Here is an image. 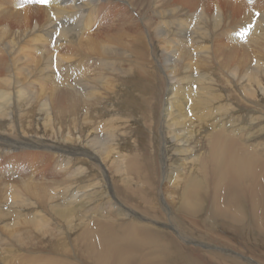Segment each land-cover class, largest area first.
Masks as SVG:
<instances>
[{
	"label": "bare ground",
	"instance_id": "obj_1",
	"mask_svg": "<svg viewBox=\"0 0 264 264\" xmlns=\"http://www.w3.org/2000/svg\"><path fill=\"white\" fill-rule=\"evenodd\" d=\"M101 1L0 0V154L25 144L40 111L71 125L67 141H39L59 153L43 156L42 175L61 193L49 180L5 182L36 174L40 158L3 162L0 204L30 207L0 214L19 244L0 264H201L174 239L210 236L227 250L203 264H252L249 248L264 264L246 247L249 231L264 242V0H127L143 31L117 16L125 0ZM94 184L104 206L89 190L77 199ZM159 197L163 215L143 210ZM46 227L66 232L24 245ZM238 238L244 261L223 254Z\"/></svg>",
	"mask_w": 264,
	"mask_h": 264
},
{
	"label": "rangeland",
	"instance_id": "obj_2",
	"mask_svg": "<svg viewBox=\"0 0 264 264\" xmlns=\"http://www.w3.org/2000/svg\"><path fill=\"white\" fill-rule=\"evenodd\" d=\"M134 2H135V0H133ZM220 1V0H219ZM103 2V3H102ZM125 3H127L126 5H124L123 4V2H121V4L119 3V2H108L107 3V1H101V4H103V6L105 7V9H107V6H108V4H118L119 3V5L118 6H120L121 7V9H120V7H117L115 10H118L117 12H119L118 14H117V16H119V18L122 20V21H126V19H127V22L128 23H126L127 25H131L133 22H135L136 20H139V18L138 19H135V20H133V21H129L128 20V18L129 17H131L132 18V16H133V19L134 18H137L136 17V14H137V7L135 8L133 5H131L127 0H125L124 1ZM107 5V6H106ZM122 6H123V8H122ZM125 6V7H124ZM130 7V8H129ZM143 7H145V6H143ZM124 9V10H123ZM131 9V10H130ZM147 9V8H146ZM146 9H140V11H138V13H143V11H145ZM123 10V11H122ZM126 11V12H125ZM148 11H150V10H148ZM147 11V12H148ZM120 12H121V14H120ZM146 12V11H145ZM125 15V16H124ZM139 15V14H138ZM140 16V15H139ZM126 18V19H125ZM125 19V20H124ZM142 22H143V20H139V26H140V28H141V30L143 31V24H142ZM253 20H251V21H249V30H250V28H252L256 23L255 22H253ZM131 23V24H130ZM144 23V22H143ZM252 23V24H251ZM33 26V27H32ZM32 26H31V29L33 28L34 29V23L32 24ZM31 29H28V31H32ZM252 64H254L253 66H255V63H251V65L250 66H252ZM167 96L168 97H171V95H168L167 94ZM239 104H240V106L241 107H245L246 105H245V102H239ZM12 109H14L15 111H16V109L15 108H11V110ZM10 110V111H11ZM56 112H52V111H50V110H45V111H40V113H39V115L37 116V117H34L33 119H31V120H27L28 121V136L30 137V136H33V137H35V139L34 140H32L31 138H29L28 137V139L26 140V142L28 143L30 140V142L28 143L29 144V146L27 145V143L25 142V144H23V146L21 147V144H11V145H7V146H5V147H3V151H2V153L0 154V169L3 167V162H5V161H13V164H16V165H21V164H23V163H27L28 164V162H29V160L32 158V157H38V158H40L39 160H38V170H37V172L38 171H40L41 173H37L36 172V174H28V175H23V176H18L19 174L18 173H12L11 174V176H10V174L8 175V176H5V178H4V180H5V182L6 183H10V181H11V179H14L15 181H20V180H25V179H27V178H32V180H34V181H36V182H45V180H49V181H51V183L53 184V185H55L56 187H57V191L59 192V193H61V189H60V187L52 180V178H50V177H43V175H42V172H43V170H44V168H45V166H46V163L43 161V158L44 157H46L47 155H59V153L56 151H52L51 149H43V148H41V145H40V143H39V141L40 140H51V139H58V140H60V141H67V139L71 136L70 135V129H71V125H68V118H66V117H60V119L56 116V114H55ZM250 115H251V117H250ZM250 118H252V112H250L249 113V121H250ZM262 121L261 120H259L258 122H252V123H254V124H257V123H261ZM263 127H262V129H261V131H263ZM56 130V131H55ZM61 131V132H60ZM30 132H33L34 134L32 135ZM56 133V134H55ZM33 145H32V144ZM25 145V146H24ZM36 145V146H35ZM144 146L143 147H146V146H148L149 144H148V142L147 141H145V143L143 144ZM146 145V146H145ZM9 146H11V147H9ZM26 146H28L27 148H26ZM30 146L33 148H30ZM17 147V148H16ZM40 147V148H39ZM98 147V146H97ZM34 148H36V149H34ZM9 149V150H8ZM36 152V153H35ZM10 153V154H9ZM14 154V155H13ZM35 154V155H34ZM39 154H41V155H39ZM8 156V157H7ZM30 156V158H28ZM40 156V157H39ZM44 156V157H43ZM8 158V159H7ZM100 158V157H99ZM17 159V160H16ZM42 159V160H41ZM25 160V161H24ZM20 162V163H19ZM2 164V165H1ZM48 166H49V168L50 169H53V167H54V165L52 164V163H49L48 164ZM155 169L157 170V168H156V166H155ZM173 170L171 169V172H172ZM14 174V175H13ZM16 174V175H15ZM18 174V175H17ZM31 175V176H30ZM13 176H14V178H13ZM16 178V179H15ZM37 178V179H36ZM39 180V181H38ZM92 181V180H91ZM162 181V180H161ZM167 181V180H166ZM16 183V182H15ZM164 183H165V181H164ZM163 183V184H164ZM93 185H91L90 187H92ZM88 188L87 189V187L86 188H82V189H80L79 191H78V193H77V199H81V197L83 196V194L84 193H86L87 191H85V190H89L88 192H90L91 193V195H93V196H91V197H93V199H98V198H100L99 199V203L100 204H102L103 206H104V200H102L101 199V197H98V196H100V193H99V191L97 190V186L94 184V186L92 187V188ZM161 188H162V185H161ZM94 190V191H93ZM82 193H81V192ZM95 192V193H94ZM80 195V197H78ZM95 196V197H94ZM163 198V200L165 201V203H166V205H170L171 204V206H173L174 205V203H172L171 202V199L172 198H169L168 196H165V197H162ZM162 198H158V202H155V204L154 205H146L145 206V208L143 209V210H146V211H150V212H152V213H154V214H157V215H163L162 214V212H161V210H162V208H161V206H160V204H159V201H161L162 200ZM84 199V198H83ZM103 201V202H102ZM135 202H132V204H134ZM3 205H5L4 203H1L0 204V206L2 207V210H0V214L1 215H6V214H8V213H13L12 215L13 216H16V213H18V212H21L22 210H21V208L23 209L24 207H30V206H26V205H16V206H11V204H6L5 206H3ZM88 206V205H87ZM21 207V208H20ZM4 208V209H3ZM16 209V210H15ZM26 210H27V208H26ZM26 210H24V211H26ZM32 209L30 208V211H31ZM112 210H113V208L112 207H110L109 206V210H108V213H112ZM8 211V212H7ZM12 211V212H11ZM29 211V210H28ZM175 224H174V228H175ZM48 227H52V225H49ZM48 227H46V229H42V230H39V231H36V233H37V236L36 237H34L35 236V233L33 234V236H29V235H27V234H23L24 236H25V242H24V245H26V246H31V245H36L37 243H42L43 244V246H47L48 244H50V243H52L55 239H57L58 238V236L60 235V233H64V232H66V231H64V230H66V229H63L62 230V228L61 229H50V228H48ZM188 227V226H187ZM2 228V229H1ZM11 228H14V227H11V226H8V225H4V224H0V250L2 251V252H4V250H7V248L8 249H10V248H15V249H18L17 247H19V244L18 243H15L14 241H11V240H7L6 239V235L5 234H7L6 232H4V231H6V230H8V229H11ZM201 227H199V228H197L196 229V231L198 232V233H204L205 234V229H203V228H201ZM216 228L217 229H219L218 228V226L216 225ZM177 229V231H179L180 229L177 227L176 228ZM48 230V231H47ZM57 230V231H56ZM200 230V231H199ZM50 231H52V232H50ZM192 231V230H191ZM46 232V233H45ZM54 232V233H53ZM179 232H181V230L179 231ZM2 233V234H1ZM5 233V234H4ZM251 233V234H250ZM53 234V235H52ZM58 234V235H57ZM249 238L247 239V243H246V247L248 248V247H252V248H255L256 250H261V251H263L264 250V242H263V240H262V237H260V236H258L257 234H255V233H253V232H250L249 231ZM44 236V237H43ZM48 236H49V238H48ZM63 236V235H62ZM256 236V237H255ZM223 237L224 238H222L221 239V242L222 243H225V244H230V245H232V246H234L233 244H231V243H229L228 241H227V239L225 238V236L223 235ZM54 238V239H53ZM206 238V240L204 241H202V239L200 240H198V242L197 241H191V240H185V241H183V240H176V239H174L175 240V242L180 246V247H182L183 249H184V251H186L189 255H190V257H191V259L192 260H194L195 262H197V263H201V264H203V262H204V259H209L210 258V256H209V252H211L212 250H215V251H220V250H227V249H223L222 247H220L219 245H217V246H215V244H213V242L214 243H216V237L215 236H210V237H205ZM261 238V239H260ZM245 240H246V238H243L241 241L239 240V238H238V246H235V248H233V250H232V252H231V254H229V253H226L227 251H224L223 252V254H228V258H234V257H236V258H238V259H240L241 261H244V256L243 255H245L244 254V252H242V244L243 243H245ZM252 240H254L253 242H252ZM10 241V242H9ZM209 241H212V242H209ZM239 241H240V243H239ZM251 241V242H250ZM197 242V243H196ZM202 242V243H201ZM242 242V243H241ZM9 243H10V245H9ZM249 243V244H248ZM260 243V244H259ZM192 244H194V245H192ZM197 244V245H196ZM213 244V245H212ZM17 246V247H15V246ZM200 247H199V246ZM187 246H189V248L187 247ZM192 246H194V247H192ZM203 246V247H202ZM6 247V248H5ZM198 247V248H197ZM237 247V248H236ZM199 248H201V249H199ZM203 248V249H202ZM205 249V250H204ZM219 249V250H218ZM202 250V251H201ZM210 250V251H209ZM0 251V254L2 253ZM244 251V250H243ZM253 250H251L250 248H249V253L251 254H249L248 255V261H251L252 262V264H262L261 262H259L258 260H255L256 258L254 257V255H253V252H252ZM21 253H22V251H20ZM195 252V253H194ZM201 252V253H200ZM206 252V253H205ZM235 252H236V254H235ZM203 253H205V255H203ZM240 254V255H239ZM199 255H200V257H199ZM203 255V256H202ZM233 255V256H232ZM235 255V256H234ZM253 255V256H252ZM246 256V255H245ZM249 256H251V258L249 257ZM200 258H202V259H200ZM232 260H236V259H232ZM240 260H237L236 262L238 263H241V261ZM255 260V261H254Z\"/></svg>",
	"mask_w": 264,
	"mask_h": 264
},
{
	"label": "snow or ice",
	"instance_id": "obj_3",
	"mask_svg": "<svg viewBox=\"0 0 264 264\" xmlns=\"http://www.w3.org/2000/svg\"><path fill=\"white\" fill-rule=\"evenodd\" d=\"M37 2L42 3V4H46L48 2V0H37Z\"/></svg>",
	"mask_w": 264,
	"mask_h": 264
}]
</instances>
